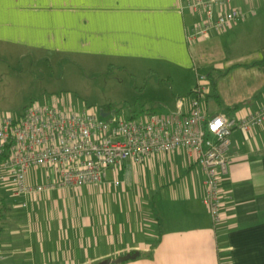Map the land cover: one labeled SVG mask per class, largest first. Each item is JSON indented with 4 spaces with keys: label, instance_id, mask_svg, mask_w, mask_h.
<instances>
[{
    "label": "crops",
    "instance_id": "1",
    "mask_svg": "<svg viewBox=\"0 0 264 264\" xmlns=\"http://www.w3.org/2000/svg\"><path fill=\"white\" fill-rule=\"evenodd\" d=\"M232 6L254 14L188 43L197 18L182 0H4L0 50L39 52L46 61L57 55L92 69L151 64L174 96L189 95L172 104L178 115L189 112L197 70L210 66L202 76L204 111L242 118L264 106V55L230 40L259 25L264 0ZM227 158L217 231L202 204L205 175L193 151L152 154L139 165L128 160L109 168L101 184L78 189L15 198L0 185V263L115 264L138 252L118 264H264V125L235 129ZM56 179L41 168L27 177L35 185Z\"/></svg>",
    "mask_w": 264,
    "mask_h": 264
},
{
    "label": "built area",
    "instance_id": "2",
    "mask_svg": "<svg viewBox=\"0 0 264 264\" xmlns=\"http://www.w3.org/2000/svg\"><path fill=\"white\" fill-rule=\"evenodd\" d=\"M233 0H182V8L197 18L187 30L188 43L208 40L246 21L254 11L232 6ZM204 77L197 78L194 98L186 115L150 114L140 121L101 118L89 110L74 111L58 105L33 103L21 116L0 120V185L9 186L15 198L32 197L55 187L82 188L101 184L109 168L130 160L139 165L145 157L178 149L193 151L202 168L204 194L212 227L223 223L221 179L228 173L227 152L235 129L248 132L264 125V106L242 118L209 116L201 97ZM56 176L49 185L30 184L31 169ZM21 207L26 208L27 202Z\"/></svg>",
    "mask_w": 264,
    "mask_h": 264
},
{
    "label": "rangeland",
    "instance_id": "3",
    "mask_svg": "<svg viewBox=\"0 0 264 264\" xmlns=\"http://www.w3.org/2000/svg\"><path fill=\"white\" fill-rule=\"evenodd\" d=\"M230 43L233 48H255L254 54L264 55V47L257 49L264 44V18L258 26L240 29ZM41 54L16 48L0 50V120L17 118L26 107L38 103L89 110L98 117L103 108H110L107 118L140 121L150 114H173L174 102L189 99L188 94L174 96L171 83L159 78L151 64L132 66L128 71L105 64L92 69L57 55L46 61ZM212 71L203 65L197 75Z\"/></svg>",
    "mask_w": 264,
    "mask_h": 264
},
{
    "label": "water",
    "instance_id": "4",
    "mask_svg": "<svg viewBox=\"0 0 264 264\" xmlns=\"http://www.w3.org/2000/svg\"><path fill=\"white\" fill-rule=\"evenodd\" d=\"M107 116H108V114H105V113L103 112V110H101V112H100V117H101V118H106ZM138 255H139L138 252H135V253H133V254H126V255H124V256L119 257L116 261H114V263H115V264H118V263H123V262L129 261V260H133V259H135ZM110 263H111L110 261H106V262H104V263H102V264H110Z\"/></svg>",
    "mask_w": 264,
    "mask_h": 264
},
{
    "label": "trees",
    "instance_id": "5",
    "mask_svg": "<svg viewBox=\"0 0 264 264\" xmlns=\"http://www.w3.org/2000/svg\"><path fill=\"white\" fill-rule=\"evenodd\" d=\"M108 109H110V108H108ZM108 109H104L103 108V112L105 113V114H107L108 113ZM110 112V111H109ZM1 264V263H0Z\"/></svg>",
    "mask_w": 264,
    "mask_h": 264
},
{
    "label": "snow or ice",
    "instance_id": "6",
    "mask_svg": "<svg viewBox=\"0 0 264 264\" xmlns=\"http://www.w3.org/2000/svg\"><path fill=\"white\" fill-rule=\"evenodd\" d=\"M3 2H4V0H0V5H2V4H3Z\"/></svg>",
    "mask_w": 264,
    "mask_h": 264
}]
</instances>
